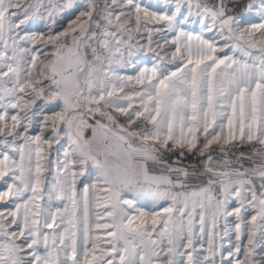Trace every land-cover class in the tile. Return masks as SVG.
Here are the masks:
<instances>
[{
	"label": "snow or ice",
	"instance_id": "obj_1",
	"mask_svg": "<svg viewBox=\"0 0 264 264\" xmlns=\"http://www.w3.org/2000/svg\"><path fill=\"white\" fill-rule=\"evenodd\" d=\"M0 264H264V0H0Z\"/></svg>",
	"mask_w": 264,
	"mask_h": 264
}]
</instances>
